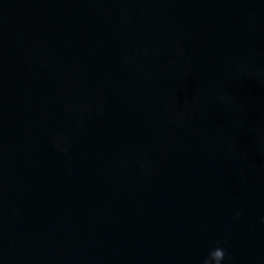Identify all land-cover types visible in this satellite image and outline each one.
Here are the masks:
<instances>
[{
    "label": "water",
    "instance_id": "95a60500",
    "mask_svg": "<svg viewBox=\"0 0 264 264\" xmlns=\"http://www.w3.org/2000/svg\"><path fill=\"white\" fill-rule=\"evenodd\" d=\"M262 218L264 0H0V264H264Z\"/></svg>",
    "mask_w": 264,
    "mask_h": 264
},
{
    "label": "clouds",
    "instance_id": "9594fccd",
    "mask_svg": "<svg viewBox=\"0 0 264 264\" xmlns=\"http://www.w3.org/2000/svg\"><path fill=\"white\" fill-rule=\"evenodd\" d=\"M262 222H264V218H262ZM225 258L226 253L224 248L217 245L208 252L207 256L201 261V264H224Z\"/></svg>",
    "mask_w": 264,
    "mask_h": 264
}]
</instances>
